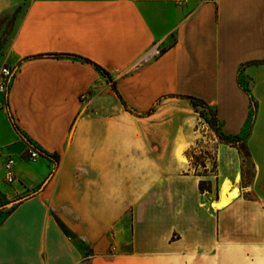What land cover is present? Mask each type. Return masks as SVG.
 I'll use <instances>...</instances> for the list:
<instances>
[{
  "label": "crops",
  "instance_id": "1",
  "mask_svg": "<svg viewBox=\"0 0 264 264\" xmlns=\"http://www.w3.org/2000/svg\"><path fill=\"white\" fill-rule=\"evenodd\" d=\"M17 10L0 110L45 155L13 184L0 173V264H264V0H0V17ZM189 95L228 135L255 113L247 187L217 136L216 171L192 169Z\"/></svg>",
  "mask_w": 264,
  "mask_h": 264
},
{
  "label": "rangeland",
  "instance_id": "2",
  "mask_svg": "<svg viewBox=\"0 0 264 264\" xmlns=\"http://www.w3.org/2000/svg\"><path fill=\"white\" fill-rule=\"evenodd\" d=\"M18 10L14 12H9L2 17H0V71L3 66H8L5 62L4 55L6 53V46L11 41V38L14 34L16 27V15ZM248 79L245 76H242L241 84L246 85ZM188 99V98H187ZM162 100V99H161ZM189 100V99H188ZM190 101V100H189ZM191 102V101H190ZM192 104V103H191ZM8 105V94L5 95L0 92V109L4 106ZM195 111L197 112L199 124L197 125L200 128V131L205 132V137L202 141L198 142L196 146L189 147L186 150V154L189 160L192 162V169L196 173L207 174L213 173L217 169V160L215 155V144L211 141L217 136L215 128L206 120L204 117L200 115V110L202 107H195L193 104ZM214 107V106H213ZM215 108V107H214ZM216 109V108H215ZM209 117L210 114H209ZM253 118L250 115V118ZM22 137V136H21ZM218 137V136H217ZM219 138V137H218ZM25 139L19 136L11 130L10 124L6 120L4 114L0 110V164L5 156L11 154L17 160L16 169H18V165L23 161H27L29 163H34L32 159L28 158L27 150L24 145ZM181 153V150H179ZM181 156V154H180ZM183 161L186 159L181 157ZM241 167L243 170V179L242 186L247 187L251 182L253 167L252 162L249 157H246L243 153H241ZM26 168V166H24ZM229 186L231 182L227 180ZM203 187L211 188V184L209 182H203ZM247 197H251L250 192L246 193ZM5 199L4 195L0 196V206L4 204ZM5 210H0V219L5 215ZM171 235L172 238L176 237V231L172 230L169 223L164 227L163 236ZM180 264H183V260L180 259Z\"/></svg>",
  "mask_w": 264,
  "mask_h": 264
},
{
  "label": "trees",
  "instance_id": "3",
  "mask_svg": "<svg viewBox=\"0 0 264 264\" xmlns=\"http://www.w3.org/2000/svg\"><path fill=\"white\" fill-rule=\"evenodd\" d=\"M57 56H60L59 54H56ZM76 58H80L85 62L91 63L95 66V68L97 70H99L100 72H102L108 79V81L111 83L113 89L118 93V89L116 86V82L113 80V77L111 76V74L109 73V71L107 69H105L102 65H100L99 63L93 61L90 58L87 57H82L79 55H73ZM257 63V62H256ZM244 89L246 90V92L249 91V89L247 87L244 86ZM191 103L197 108V107H202V109L199 111L200 115L202 117H204L206 120H208V122H210V124H212V126L215 128L217 136L219 137V140L223 143H226L228 145H231L233 147H236L238 149V151L241 153H243L246 157H249L251 159V153L250 150L247 146V142L246 139L250 133L251 130V126H252V122H253V118L255 116V113L252 112L250 115L253 116V118L249 117L248 123L243 131L242 134H237V135H228L226 133H224L221 129V123H220V119L218 117V113L217 110L210 104L208 103L205 99L194 96V95H189L186 96ZM125 104V103H124ZM126 106V104H125ZM126 109L130 112L133 113V111L131 109H129L126 106ZM154 110V107L150 109V111H148V114H151L152 111ZM209 114L211 117H209ZM252 162V160H251ZM252 167H253V173H254V164L252 162ZM200 188L203 189H207L206 187H203V182L200 183Z\"/></svg>",
  "mask_w": 264,
  "mask_h": 264
},
{
  "label": "built area",
  "instance_id": "4",
  "mask_svg": "<svg viewBox=\"0 0 264 264\" xmlns=\"http://www.w3.org/2000/svg\"><path fill=\"white\" fill-rule=\"evenodd\" d=\"M185 1V0H178ZM212 2H217V0H210ZM161 53V49L156 48L152 52L148 53L146 57H151L153 55H159ZM15 76V70L10 66H3L0 72V92L6 94L10 88L13 77ZM27 153L28 157L32 160H36L37 158L44 156V151L38 146L33 144L32 142H27ZM16 164L17 160L11 154H8L4 157L0 164V173H2L1 181L4 185L13 184L16 180ZM4 195V191L0 188V196Z\"/></svg>",
  "mask_w": 264,
  "mask_h": 264
},
{
  "label": "bare ground",
  "instance_id": "5",
  "mask_svg": "<svg viewBox=\"0 0 264 264\" xmlns=\"http://www.w3.org/2000/svg\"><path fill=\"white\" fill-rule=\"evenodd\" d=\"M237 194V190L232 194L233 196ZM231 197H226L225 195H223L222 197V201L219 205H226L229 203Z\"/></svg>",
  "mask_w": 264,
  "mask_h": 264
}]
</instances>
